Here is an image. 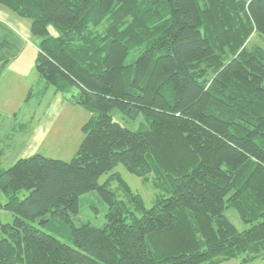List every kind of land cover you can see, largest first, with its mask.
<instances>
[{
    "label": "trees",
    "instance_id": "trees-1",
    "mask_svg": "<svg viewBox=\"0 0 264 264\" xmlns=\"http://www.w3.org/2000/svg\"><path fill=\"white\" fill-rule=\"evenodd\" d=\"M41 39L36 69L98 115L75 157L0 168V264H222L264 255V0H0ZM138 52L133 64L129 56ZM148 120L132 131L117 116ZM153 174L169 197L147 209L99 178ZM24 192L26 195L22 198ZM103 227L75 226L81 196ZM1 194L7 198L1 202ZM235 209L250 225L239 231ZM70 226L73 246L42 230Z\"/></svg>",
    "mask_w": 264,
    "mask_h": 264
},
{
    "label": "rangeland",
    "instance_id": "rangeland-1",
    "mask_svg": "<svg viewBox=\"0 0 264 264\" xmlns=\"http://www.w3.org/2000/svg\"><path fill=\"white\" fill-rule=\"evenodd\" d=\"M40 44L41 39L30 32V21L0 5V168L8 169L19 159L34 154L71 161L86 137L83 126L98 115L96 111L76 104L72 95L56 94L54 87L40 77L36 69ZM249 47L264 49V37L254 35ZM138 56V52H133L127 64H133ZM116 116L132 131H145L148 127L149 122L144 115L134 120ZM113 173L120 175L147 209L152 208L158 198L170 196L167 186L155 183L153 174L137 176L120 164L110 173L102 175L98 182L100 185L108 183V188L126 203H133V200L116 177L111 179ZM26 194L24 192L22 198ZM6 200V196L1 194V202ZM106 214L107 206L97 192H89L81 196L80 214L72 216L71 220L75 226L90 223L103 227ZM225 215L239 231L250 227L235 209L228 208ZM0 220L9 224L14 216L0 210ZM42 230L73 246L68 224L55 220ZM222 264H264V255L248 263L234 259Z\"/></svg>",
    "mask_w": 264,
    "mask_h": 264
}]
</instances>
